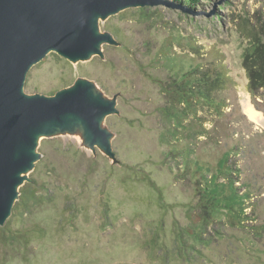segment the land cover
I'll list each match as a JSON object with an SVG mask.
<instances>
[{"label":"rangeland","instance_id":"rangeland-1","mask_svg":"<svg viewBox=\"0 0 264 264\" xmlns=\"http://www.w3.org/2000/svg\"><path fill=\"white\" fill-rule=\"evenodd\" d=\"M170 1L186 9L99 16L102 52L50 50L29 68L27 95L79 80L114 101L110 149L86 145L72 114L84 137L40 138L0 222V264H264V126L244 108L264 115V88L243 64L264 0Z\"/></svg>","mask_w":264,"mask_h":264},{"label":"water","instance_id":"water-1","mask_svg":"<svg viewBox=\"0 0 264 264\" xmlns=\"http://www.w3.org/2000/svg\"><path fill=\"white\" fill-rule=\"evenodd\" d=\"M159 4L186 9L170 0H0V222L17 195L19 173L33 164L34 155L24 147L35 144L34 133L43 125H64L69 114L78 115L110 149V133L98 116L111 111L114 101L92 100L79 80L53 96L27 95L29 68L50 50L75 59L102 52L99 43L113 39L98 32L99 16Z\"/></svg>","mask_w":264,"mask_h":264},{"label":"bare ground","instance_id":"bare-ground-1","mask_svg":"<svg viewBox=\"0 0 264 264\" xmlns=\"http://www.w3.org/2000/svg\"><path fill=\"white\" fill-rule=\"evenodd\" d=\"M97 19H99V17ZM97 27H98V25H97ZM98 32H100V31H98ZM104 42L105 41H101L99 43V46H98L99 49H101L102 44ZM78 82H80L81 84H86L82 81H78ZM86 85H88V94L92 100L95 99L96 102H102V101L105 102L104 100L106 99V97L99 91V89L96 86H94V84L91 83V84H86ZM244 108L248 112V114L250 115L251 118H253L260 126H264V115L260 111L256 110V108H254V106L250 103V101L246 100L244 102ZM110 113H111V111H105L104 113H102L101 115L98 116L100 124L105 120V117L107 116V114H110ZM69 116H70V114H69ZM69 116H67V123L64 125H60L58 123L57 124H45V125H43V127H41V129L36 130V132L34 133V137H35L34 143L35 144L33 143L34 145L31 147H30V145L25 146L24 150L32 153L34 155V160H36V158H38V156H39V154L36 151V147L38 145L40 138L43 135H46V134L48 135V134H53V133L55 134V133H70V132H72V133H75L74 134L75 136L84 137L83 132H82V130L84 129L83 126L81 125L82 123H80L76 119V117L75 118L74 117L68 118ZM80 128L81 129L83 128V129L81 130ZM93 139H94V141H98V140H101V137L97 138V137L91 135V133L89 132V136L85 138L84 142L86 145H89V144H92ZM108 139H109V137H108ZM28 148H29V150H28ZM31 166H32V164L30 166L24 167L22 169V171L19 173L21 180H23L26 177Z\"/></svg>","mask_w":264,"mask_h":264},{"label":"trees","instance_id":"trees-1","mask_svg":"<svg viewBox=\"0 0 264 264\" xmlns=\"http://www.w3.org/2000/svg\"><path fill=\"white\" fill-rule=\"evenodd\" d=\"M177 2H186L194 4L198 0H175ZM243 64L249 76V84L252 90L264 88V40L255 41L251 50L244 55Z\"/></svg>","mask_w":264,"mask_h":264}]
</instances>
